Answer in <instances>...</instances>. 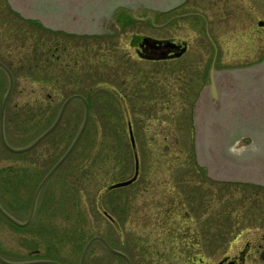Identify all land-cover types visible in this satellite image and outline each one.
I'll return each mask as SVG.
<instances>
[{
  "label": "rangeland",
  "instance_id": "374dc122",
  "mask_svg": "<svg viewBox=\"0 0 264 264\" xmlns=\"http://www.w3.org/2000/svg\"><path fill=\"white\" fill-rule=\"evenodd\" d=\"M37 1L39 5L31 12L34 15L43 8L41 0ZM167 3L162 4L163 12L178 15L179 19L164 27L165 35L189 41V54L192 55V58L188 56V61L184 60L185 63L175 61L171 63L172 66L137 60L132 48L127 49V33L108 38V31H115L111 22L124 6L113 7L107 18H102L105 14L100 17L102 19L97 25L102 33H96L102 34V37L85 36L78 39L69 36L66 39L49 32L51 28L42 26L39 17L34 21L27 19L12 9L8 0H0V60L11 69L15 79L6 106L10 117H25L29 112L38 117L42 110H50L43 108L49 99L54 105L50 111L55 113L64 99L76 91L94 99L93 112L96 115L102 108L118 110L117 107L121 106V109H125L122 105L113 104L110 96L98 98L97 92H92L99 82L113 79L115 67L117 64L121 66V63L123 66L125 61L131 62L130 77L124 71L126 68L117 66L126 84L119 83L115 75L116 81H112L111 86L114 87L111 88L123 90L122 85H125L127 92V86L142 76L147 81L158 82L159 94L152 93V101L150 96H145L148 117L135 119L142 121L139 127L144 134L137 146L140 175L127 187L113 190L116 203L126 206L129 213L128 219H120V226L113 230L104 214V210H109V198L112 196L110 185L129 179L135 173V156L129 148L127 118H89L76 147L40 191L37 206L50 208V213L37 209L31 211L40 181L33 175L36 170L44 175L46 169L56 164L71 146L74 140L68 144L66 135L71 132L75 134V139L82 128L83 117H76L83 111L81 105L71 103L52 135L26 153L6 150L0 133V206L20 222H25L33 213L30 222L20 226L0 212V255L4 259L18 263L45 258L61 264H80L88 240L102 235L107 241H114V249L123 251L131 259V264H193V254L200 252L207 255V262L197 264H208L218 262L227 248L223 243V228H233V232H236L240 226L245 228L249 225L251 229L259 228V234L264 232V189L239 185L240 182H212L210 178H213L207 174V170L201 171L198 168L200 165L196 164V146L193 150L192 145L196 140L194 120L193 133L190 120L175 115L180 114L177 103L168 110L162 107V81L169 84L170 87H166L168 91L175 89L178 82L182 84L184 79L190 78L188 74L192 73L193 68L197 69L196 73L202 72L210 57L212 64L218 63L219 69L216 71L221 72L242 69L261 61L264 56V24L259 26L258 22L264 20V0H169ZM141 7L135 3L130 13L141 10ZM154 13L148 12L151 19L150 14ZM130 30L134 32L141 28L135 25ZM59 31L80 35L67 30ZM61 37L66 40H60ZM95 45H99L97 50ZM65 47L66 68L60 60L65 58ZM52 53H56V60L49 58ZM121 55L128 59L122 60L120 57L117 61ZM9 87V75L0 67V110ZM112 98L113 101L117 99L116 96ZM121 109L118 111L122 112ZM130 110L136 109L131 107ZM165 114L175 117L163 116L158 119L157 116ZM35 119L40 123V130L28 140L22 141L25 134L21 129H12L14 147L31 144L47 128L48 124H43L41 118ZM246 123L244 120L242 128L246 127ZM250 134L253 138L245 136L235 141L236 147L254 143L257 136V142L264 144L263 129H253ZM119 140L122 141L121 146H117ZM113 144L116 145L115 151ZM142 146L147 149H141ZM109 148L115 160V167L112 168L108 162ZM191 175H197L198 185H207L205 202L201 203L202 209L195 214L190 205L191 198L184 192L186 188L176 180L179 176L188 178ZM257 190L263 192L258 199L246 198L251 196L248 194L250 191ZM176 197L181 202V212L192 213L190 220L195 224L191 230L187 229V224L178 228L173 226L171 215ZM204 217L207 226L203 228ZM167 219L168 222H165ZM185 229L186 236L183 234ZM176 235H180L179 240H175ZM197 238L202 239L200 245L196 244ZM192 241L195 245L189 251ZM0 264L5 263L0 260ZM84 264H126V260L95 242Z\"/></svg>",
  "mask_w": 264,
  "mask_h": 264
},
{
  "label": "water",
  "instance_id": "95a60500",
  "mask_svg": "<svg viewBox=\"0 0 264 264\" xmlns=\"http://www.w3.org/2000/svg\"><path fill=\"white\" fill-rule=\"evenodd\" d=\"M167 1L169 0H41L43 8L35 13L37 15H34L31 12L35 6L39 5V1L8 0L12 9L27 19L35 20L39 17L41 23L51 29L67 30L79 34L102 33L97 23L102 18H107L106 16H109L113 7L127 6L131 8L137 3V5L140 4L141 6L162 10V4L167 3ZM132 2H134L133 5H131ZM103 14L105 15L102 17ZM263 23L262 20H259L260 25H263ZM0 64L8 70L10 76V87L2 105L0 133L3 144L12 152L22 153L29 151L52 133L60 123L64 109L72 99L78 97L85 103L86 118H83L82 128L66 153L45 174L36 189L32 203V212H34L39 191L47 183L46 181L51 178L55 170L68 158L81 138L89 120L90 108L84 96L80 94L71 95L63 104L59 117L54 120L55 122L47 130H44L31 144L16 148L9 144L5 135V110L7 101L14 88V77L3 63L0 62ZM194 104L193 120L197 164L205 167L207 174L219 181L248 182L264 186V144L257 142L259 137H254V139L256 138L255 140L252 139L254 143L241 146L244 151L240 155L229 151L231 148L236 147L237 143L235 141L245 136H251L250 133L253 129L264 130V59L242 69H234L232 71L227 69L222 72L213 70L210 85L205 87ZM244 120L247 123L246 127L242 128ZM247 126L249 129L246 130ZM251 138L253 137L251 136ZM132 142L135 147L133 134ZM137 156L136 153L134 175L129 179L126 178V180L112 184L111 188L127 187L136 181L140 170ZM0 211L9 220L20 226L28 224L33 215L31 213V216L25 222H20L1 206ZM105 214H107V211H105ZM96 239L102 240L110 251L123 256L126 264H131V259L124 252L111 247L102 236H93L88 240L82 252L80 264H84L86 255ZM0 260L5 264H28L27 262H10L1 255ZM41 262L58 264L49 260Z\"/></svg>",
  "mask_w": 264,
  "mask_h": 264
},
{
  "label": "flooded vegetation",
  "instance_id": "af4514ba",
  "mask_svg": "<svg viewBox=\"0 0 264 264\" xmlns=\"http://www.w3.org/2000/svg\"><path fill=\"white\" fill-rule=\"evenodd\" d=\"M130 9V10H129ZM119 14L118 16L114 17L113 22H111L112 24H114V28L115 31H108L110 34L107 35L108 38H114L116 35L118 34H122V33H127L128 35V43L127 45V49L128 50H133V55L136 57L137 60L141 61H148V62H154V63H163L164 66H170L172 62H178L181 64V62H184V60H189L188 56H191L189 53H191V43L189 41H187L186 39H178L174 36H170V34H166L165 35V31H164V27L166 25H172L173 23H175V21H177V18L179 17L178 15L176 16H171L168 13L163 12V10H159V9H152L149 7H141V10H137L135 12L130 13L131 8L124 6L121 9H119ZM155 12L154 14H150L151 17H153V19H151L148 15V12ZM132 12V11H131ZM140 13V14H139ZM179 19V18H178ZM34 21V20H33ZM261 21V20H260ZM264 22V20H262ZM264 24V23H263ZM138 25L141 30L138 31H134L132 32L130 30L131 27ZM259 26H263L260 25L258 22ZM43 26V25H42ZM148 29V30H147ZM49 32H54L56 34H60L63 37H65L66 39H69V36H75L78 37V39L80 38H84L85 36H95L97 37H102V34H80L79 36L76 35H71L68 34L64 31H59V30H54V29H48ZM154 30V31H153ZM203 33V32H202ZM61 37L60 40H63L64 38ZM64 39V40H66ZM63 40V41H64ZM98 42V41H97ZM96 42V43H97ZM95 50H97L99 45H95ZM206 44H204V48L206 49ZM130 48V49H129ZM64 50V59H60L61 63L64 64L65 68L67 67V60H66V47ZM114 50V48H113ZM98 54L99 52L96 53V58L98 60ZM119 54V53H118ZM120 55V54H119ZM124 60V59H128L126 57H122L119 56V59ZM49 58L55 59L56 60V53H52L49 55ZM200 58V57H199ZM264 56L261 58L263 59ZM260 59V60H261ZM103 60V59H102ZM259 60V61H260ZM1 63L4 64V62L2 61V59L0 60ZM212 57L207 59V62H205V66L202 69V72H198L196 73L197 69L193 68L192 73L188 74V76L190 78L184 79L182 84H180L178 82V84L176 85V88L168 91L166 89V87H170L168 83H166L165 81H162V85H163V89H162V96L164 98V102L162 104L163 109H171L173 107L174 103H177L176 106H178L180 111V114H175L177 117H180L183 120H190L191 122V126H192V131L194 133V128H193V109H194V103L195 101L198 99L199 95L201 94V92H203V90L205 89V87L209 86L211 83V79H212V72L213 70L216 71L219 69L218 63L212 64ZM6 66V64H4ZM116 66V65H115ZM118 67H121L123 69H125L124 71H127V77H130V73H129V68L131 67V62H123V66L121 63L117 64ZM117 66L114 69V78L110 79V80H103L101 82H99L95 87L96 89L92 88V92H97V97L101 98V97H111V101L113 104H115L116 106L122 105V107H124L125 109H121L120 107H117L118 110L120 111L123 110L122 112H119L118 110H104V108H102L101 111L96 112L98 113L97 115L94 114V107H95V101L92 97H89L88 95L80 92V91H76L70 95H68L64 101L62 102V105L60 107L59 110H57V112L53 113V111H50L54 108L53 102L49 99L48 104H45L46 106H44V109H50V110H42L41 114L37 117L35 114H33V112L28 114V117L33 118H58L60 115V111L61 108L63 106V104L65 103L66 99L69 98L71 95H75V94H80L82 96L85 97V99L88 101L89 104V115L88 118H95V117H103V118H110V119H121L123 117L127 118V131H128V137L130 140V146L129 148L132 149L134 151V156H136V153L138 155L137 150L138 149V145L140 144V141L143 139L144 134L143 131H140V125L142 123L141 120L136 121V118H143V117H148V112L146 110V105L145 102L146 101V97L150 96L152 93L156 92L157 95L158 94V90H157V86H158V82L152 81V80H146L145 78H143L142 76H140L139 79H136L134 81H132L133 83H130L129 86V90L126 92V88L124 87L125 85H122V89L124 90H119L117 88H111L114 86H111L112 81L115 79V75L118 76L119 78V83L121 84H126V81L123 80L121 78V72H118V68ZM172 66V65H171ZM0 67L5 70L8 75L9 72L6 68H4V66H2L0 64ZM7 67V66H6ZM8 68V67H7ZM202 68V67H200ZM9 71L12 73L13 77L14 74L11 71L10 68H8ZM201 71V69H200ZM10 78V76H9ZM15 80V79H14ZM116 81V80H114ZM98 86H100V88H97ZM111 86V87H110ZM105 87H109V89L105 88ZM100 90H103L105 92H101ZM109 95H106V94ZM127 93V94H126ZM112 96H116L117 99L113 101ZM146 96V97H145ZM149 99L152 101L153 96H150ZM77 100H80L84 103V101L81 98H75L72 99L66 106V108L64 109V113L62 116L65 117V112L67 110V108L69 107V105L71 103H77ZM157 100V99H156ZM4 101V100H3ZM3 101H2V105H3ZM130 101H134L133 103ZM155 101V100H154ZM8 102V101H7ZM78 104V103H77ZM2 105H1V110H0V118H1V114H2ZM85 105V103H84ZM7 106V105H6ZM129 107V108H128ZM131 107H133L134 109H136L135 111H132L134 114H132V112H130ZM130 110V111H128ZM5 114H6V110H5ZM54 114V115H53ZM175 115H161V116H157L158 119L159 118H174ZM83 117L86 118V109H83V111L79 114L76 115V117ZM132 131V132H131ZM132 134L134 137V143H135V147L133 146V142H132ZM147 141V139H146ZM117 146H121L122 145V141L119 140ZM193 150H195V144L193 143ZM116 145L112 146V149L115 151L117 150ZM147 149L146 146H142L141 149ZM112 149L109 148V154H108V162H110V166L115 167V160L114 157L112 156ZM19 154V153H17ZM135 158V167H136V157ZM139 159V157H138ZM197 162V160H196ZM140 163V161H139ZM197 164V163H196ZM55 165V164H54ZM53 165V166H54ZM199 165V164H198ZM49 167L46 169L45 174H47L49 172V170L53 167ZM62 165H60L56 170H59V168ZM198 168H200L201 171L206 170L205 168L199 166ZM55 170V171H56ZM36 170V173L33 175L36 179H40V181L44 178L45 174L41 175V172L39 173V171ZM22 172V171H21ZM30 171L28 172L29 175ZM39 173V174H38ZM139 175H140V170H139ZM201 177L203 175H200ZM208 176V175H207ZM206 176V177H207ZM138 177V176H137ZM181 177L179 176L178 179H176L179 182V185H182L183 188H186L184 190V192L187 193L189 199L191 198L190 201V205H192V211L197 212L198 210L202 209L201 203L205 202V191L207 189V185L202 186L201 184L198 185L197 184V175H191L188 178H184L182 177L181 180H179ZM209 178V176H208ZM138 179V178H136ZM210 180L212 182H216L219 184H223L225 182L223 181H217L214 179ZM40 181H38V185L40 184ZM47 182V181H46ZM135 182V181H134ZM133 182V183H134ZM116 183V182H114ZM112 183V184H114ZM186 183V186L184 187V184ZM200 183V182H198ZM111 184V185H112ZM132 184V183H131ZM227 184V183H225ZM233 184V183H230ZM236 184V183H235ZM239 185H244V186H248V187H252L255 189L261 188L264 189V186L262 185H257V184H251V183H238ZM110 185V195H112L109 198V210H104V214L105 211H107V214H105L110 222V229H114L116 228V226H120L119 224H121L120 219H122L123 221L128 219V208L126 206H119L116 203V197L114 196L113 190H115V188H111ZM45 187V185L43 186V188ZM43 188L41 189V191L43 190ZM119 188V187H118ZM37 189V188H36ZM36 192V190H35ZM40 192V191H39ZM200 193L203 194V196H199ZM263 192L260 191H250V193H248L251 196H247L246 198H250V199H258L259 194H262ZM41 192L38 195L37 201L39 199ZM35 195V193H34ZM34 199V198H33ZM223 202V199H222ZM220 202L222 205V209H223V203ZM173 203L174 206L172 208V217L171 219L173 220V223L175 227H179V226H183L184 224H187V229L191 230L192 226H194L195 222L190 220L191 219V212H181V206L179 205L181 202L178 199V197H176V199H173ZM39 208V209H38ZM39 210V211H44V213L49 212L50 208H43L41 209L40 207L37 206V202H36V206L34 210ZM31 211H32V207H31ZM1 212V211H0ZM2 213V212H1ZM50 213V212H49ZM3 214V213H2ZM185 214H188V216H184ZM195 214V213H194ZM19 221V220H18ZM165 222H168V219L165 220ZM18 225V224H17ZM202 226L204 228V226H207V220L206 217L203 218L202 221ZM185 228V227H184ZM187 229H185L184 231V235H187ZM206 229V228H205ZM233 228H223V243L224 245H227L226 250L223 253L222 258L218 261V262H209L208 264H264V232L262 234H259L257 231L259 228H254L251 229V226L246 225L245 228H240L238 229V231L233 232L232 230ZM244 229H246V232H244ZM98 236H102V235H98ZM184 236V237H185ZM104 237V236H102ZM183 237V238H184ZM180 239V235H176L175 236V240H179ZM192 240V239H191ZM197 243L198 245L201 244L202 239L197 238ZM206 241V240H205ZM204 241V242H205ZM95 242H99L101 243L103 246H105L106 249H108V247L106 246V244L100 240V239H96L93 244ZM109 243V245L111 247H115V242L114 241H107ZM204 242H203V246H204ZM188 243V241H187ZM195 245V242L192 241V244L190 245L189 251L192 250V246ZM201 245V246H202ZM187 249V248H186ZM109 250V249H108ZM110 251V250H109ZM112 254L114 255H119L116 254L113 251H110ZM194 257L192 258L193 260V264H197V263H202V262H207L206 257L207 255H205L203 252H200L198 254H193ZM121 256V255H119ZM123 259H125L123 256H121ZM43 260H47L45 258H37L35 260H30V261H26L28 264H36V263H44L41 262ZM53 261V260H50ZM29 262H33V263H29ZM55 262V261H54ZM23 263V262H20ZM58 264H61L59 262H57ZM51 264V263H50Z\"/></svg>",
  "mask_w": 264,
  "mask_h": 264
},
{
  "label": "trees",
  "instance_id": "16d2710c",
  "mask_svg": "<svg viewBox=\"0 0 264 264\" xmlns=\"http://www.w3.org/2000/svg\"><path fill=\"white\" fill-rule=\"evenodd\" d=\"M42 24V23H41ZM43 25V24H42ZM77 103L81 105L82 109L85 108V105L82 101L80 100H77ZM27 112L28 109H27ZM30 113V112H29ZM42 119V118H41ZM56 120V118H43L42 119V123L43 124H48L47 125V128L45 130H47ZM38 120H36L35 118H31V117H28V114L25 115V117H10L9 114H8V111L6 112L5 114V135H6V139L7 141L9 142L10 145L12 146H15V140L14 138L12 137V129L13 128H17V129H21L22 133L25 134V136L23 137V140L22 141H25V140H28L32 134H36L37 131L40 130L39 128V125L40 123L36 122ZM61 123V121H60ZM60 123L58 124V126L55 128V130L59 127ZM39 128V129H38ZM53 130V132L55 131ZM44 131V130H43ZM26 132V133H25ZM52 132V133H53ZM52 133H50L48 136L52 135ZM42 134V133H40ZM40 134H38L34 140L40 136ZM74 137H75V134H72L71 132L68 133L66 135V138H67V143H71L73 140H74ZM34 140H32L34 142ZM14 141V142H13ZM4 145V144H3ZM5 146V145H4ZM6 148V146H5ZM7 150V148H6ZM9 150V149H8ZM10 151V150H9ZM12 152V151H11ZM26 153V152H25ZM23 153V154H25ZM21 155V154H20ZM118 257H121L119 255H117Z\"/></svg>",
  "mask_w": 264,
  "mask_h": 264
},
{
  "label": "clouds",
  "instance_id": "9594fccd",
  "mask_svg": "<svg viewBox=\"0 0 264 264\" xmlns=\"http://www.w3.org/2000/svg\"><path fill=\"white\" fill-rule=\"evenodd\" d=\"M229 151L231 153L236 154V155H240L244 151V149H243V147L237 146V147L231 148Z\"/></svg>",
  "mask_w": 264,
  "mask_h": 264
}]
</instances>
